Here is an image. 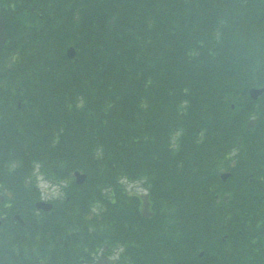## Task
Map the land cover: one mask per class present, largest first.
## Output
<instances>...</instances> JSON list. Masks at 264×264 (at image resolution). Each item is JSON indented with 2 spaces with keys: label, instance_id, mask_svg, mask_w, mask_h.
<instances>
[{
  "label": "trees",
  "instance_id": "trees-1",
  "mask_svg": "<svg viewBox=\"0 0 264 264\" xmlns=\"http://www.w3.org/2000/svg\"><path fill=\"white\" fill-rule=\"evenodd\" d=\"M0 10V264H264V0Z\"/></svg>",
  "mask_w": 264,
  "mask_h": 264
},
{
  "label": "water",
  "instance_id": "water-1",
  "mask_svg": "<svg viewBox=\"0 0 264 264\" xmlns=\"http://www.w3.org/2000/svg\"><path fill=\"white\" fill-rule=\"evenodd\" d=\"M7 40V32H6V29H5V21H4V18L2 17V15L0 14V54H1V51L3 49V46L5 44ZM68 54L70 57H73L75 55V52L73 50V48H70L69 51H68ZM262 89L261 90H251V95L254 97V98H257L258 95H260L262 93ZM76 176H77V181L78 182H82L84 180V176L83 175H80L78 173H76ZM225 178V175L223 176ZM51 205L50 204H46V203H43V202H40L37 204V208L39 209H43V210H50L51 209Z\"/></svg>",
  "mask_w": 264,
  "mask_h": 264
},
{
  "label": "rangeland",
  "instance_id": "rangeland-1",
  "mask_svg": "<svg viewBox=\"0 0 264 264\" xmlns=\"http://www.w3.org/2000/svg\"><path fill=\"white\" fill-rule=\"evenodd\" d=\"M41 189L44 191V196L45 198H55L58 197V189H56L55 187H53L52 189H50L46 183H41L40 184ZM132 187V185L130 186ZM132 192H136L137 194H141V192H143V188L140 185V183H136L132 188H131Z\"/></svg>",
  "mask_w": 264,
  "mask_h": 264
}]
</instances>
